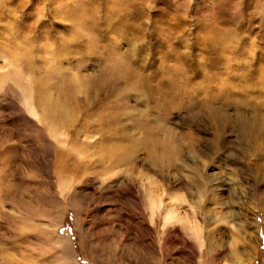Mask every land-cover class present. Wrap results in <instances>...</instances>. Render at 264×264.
Here are the masks:
<instances>
[{
    "label": "rangeland",
    "instance_id": "1",
    "mask_svg": "<svg viewBox=\"0 0 264 264\" xmlns=\"http://www.w3.org/2000/svg\"><path fill=\"white\" fill-rule=\"evenodd\" d=\"M0 264H264V0H0Z\"/></svg>",
    "mask_w": 264,
    "mask_h": 264
},
{
    "label": "bare ground",
    "instance_id": "2",
    "mask_svg": "<svg viewBox=\"0 0 264 264\" xmlns=\"http://www.w3.org/2000/svg\"><path fill=\"white\" fill-rule=\"evenodd\" d=\"M260 82V81H259ZM228 85V84H227ZM31 111V110H30ZM247 127V126H246ZM248 129V128H246ZM149 209H150V215H153L154 212H155V209H156V206L153 202V200H150V203H149ZM174 215L175 213L172 211V210H169L166 215L164 216V221L166 223H170L173 219H174Z\"/></svg>",
    "mask_w": 264,
    "mask_h": 264
}]
</instances>
